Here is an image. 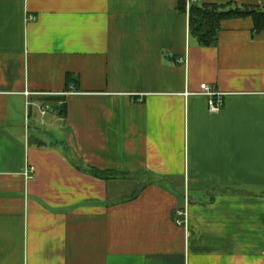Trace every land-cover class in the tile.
Here are the masks:
<instances>
[{
  "label": "crops",
  "instance_id": "1",
  "mask_svg": "<svg viewBox=\"0 0 264 264\" xmlns=\"http://www.w3.org/2000/svg\"><path fill=\"white\" fill-rule=\"evenodd\" d=\"M227 3L264 0L195 4ZM0 264H264V30L203 48L178 0H0Z\"/></svg>",
  "mask_w": 264,
  "mask_h": 264
},
{
  "label": "trees",
  "instance_id": "2",
  "mask_svg": "<svg viewBox=\"0 0 264 264\" xmlns=\"http://www.w3.org/2000/svg\"><path fill=\"white\" fill-rule=\"evenodd\" d=\"M178 11L182 14L186 13V0H178ZM245 18L252 20L255 34L264 30V11L258 6H238L232 3L196 5L194 3L190 5L187 12L188 32L199 47H214L223 21ZM54 107L62 111V106L55 105ZM74 165L77 169L101 180H110L122 176L112 172L86 168L77 160H75Z\"/></svg>",
  "mask_w": 264,
  "mask_h": 264
},
{
  "label": "built area",
  "instance_id": "3",
  "mask_svg": "<svg viewBox=\"0 0 264 264\" xmlns=\"http://www.w3.org/2000/svg\"><path fill=\"white\" fill-rule=\"evenodd\" d=\"M198 0H186V12H188V9L190 5L196 3ZM32 19V18H29ZM183 62L182 60H178L177 63ZM200 93L199 95L205 97L207 99V109L210 113L212 114H218L220 113L222 109V99H223V94L215 90L214 88L202 84L199 88ZM49 110V106H45L43 109H41V116H45L47 111ZM32 175V170L27 169L25 172V176L27 179H30ZM186 217L185 212L183 211H177L176 212V220L175 223L178 226H184L186 224L185 220L183 218Z\"/></svg>",
  "mask_w": 264,
  "mask_h": 264
},
{
  "label": "rangeland",
  "instance_id": "4",
  "mask_svg": "<svg viewBox=\"0 0 264 264\" xmlns=\"http://www.w3.org/2000/svg\"><path fill=\"white\" fill-rule=\"evenodd\" d=\"M260 8H261V10H263V11H264V5H262Z\"/></svg>",
  "mask_w": 264,
  "mask_h": 264
}]
</instances>
